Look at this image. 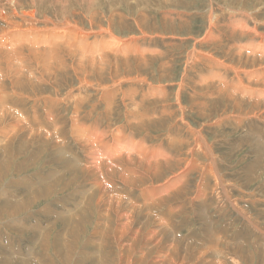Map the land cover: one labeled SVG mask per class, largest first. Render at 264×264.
<instances>
[{"label": "rangeland", "instance_id": "374dc122", "mask_svg": "<svg viewBox=\"0 0 264 264\" xmlns=\"http://www.w3.org/2000/svg\"><path fill=\"white\" fill-rule=\"evenodd\" d=\"M40 1L42 15L56 21L72 17L90 32L87 42L101 37L93 34L98 25L109 24L127 46L117 47L113 59L82 64L78 45L74 66L60 67L48 82L34 80L35 91L6 85L14 116L0 125V264H264V112L259 117L250 100L253 93L264 97V88L247 77L264 69V0ZM5 2L0 0V6L10 9ZM19 2L26 8L30 0ZM229 8L246 12L232 14ZM14 15L20 22L30 18ZM34 20L44 25L45 20ZM51 27L45 36L59 47L51 35L60 31ZM30 36L18 35L24 51L43 48L38 41L43 36ZM27 50L24 74L30 78ZM234 52L249 59L240 63ZM254 54L261 55L255 58L263 60L259 65H251ZM9 60L19 67L12 56ZM116 73L120 77L112 81ZM225 92L244 100L239 109L222 96ZM17 121L24 131L5 147L16 131L12 126L20 127ZM29 131L44 140L24 142ZM145 148L166 164L163 169L146 171L147 163L140 161ZM131 155L142 164L128 165L129 172L122 158ZM117 158L123 163L114 165ZM103 161L115 166L112 173L98 166ZM126 175L136 180L127 182ZM169 178L172 187L156 195L154 200H162L150 212L142 189L154 185L157 190ZM101 184L105 193L95 187ZM104 196L106 202L97 208L95 202ZM132 202L133 208L120 209ZM131 211L127 227L123 217Z\"/></svg>", "mask_w": 264, "mask_h": 264}, {"label": "bare ground", "instance_id": "6f19581e", "mask_svg": "<svg viewBox=\"0 0 264 264\" xmlns=\"http://www.w3.org/2000/svg\"><path fill=\"white\" fill-rule=\"evenodd\" d=\"M8 5H10V9H6L4 8L3 6L1 7L0 6V103L4 102L3 105L0 107V125H2V128L4 127L5 124L9 123L11 121V119H13V116L14 114L11 113L10 109V105L8 104V100H7V88H6V85H10L12 86L11 88H20L21 90H25V88H27L28 86L31 87V91H35V85L36 82H34V80H38V81H41V82H48L50 79H51V75L52 74H55L57 73V70L60 68V67H64V66H72V64L74 63V61L76 60V57H78V55L75 53V46H80L81 49L84 51L83 54H81L82 56L81 57H78L80 59H82V64H86L88 62H93L94 60H101V61H105V60H110V59H113L114 57L112 55H114V53H117V47H121L122 45L124 46H127V44L123 41H121L120 39H118L117 37H115L112 33H111V28L108 26V20L106 21L108 24L107 26H103V25H98V31H96L95 33L93 34H97V35H100L101 37L99 38H96V39H93V41L90 43V42H87L86 39H87V36L86 34H88L89 36L92 35L90 34V32H88L87 30H84L81 28V26H79L76 21L71 17V19H68L66 16H64L63 20H55L51 17H48L46 16V14L42 15L41 14V9H40V6L38 1L40 0H30L29 2V5L28 7L24 8L23 6L24 5H21L19 0H5ZM41 2V1H40ZM93 3H95V1H93ZM90 4V3H89ZM88 4V5H89ZM226 4V3H225ZM223 4V5H225ZM65 5V4H64ZM91 5V4H90ZM89 5V6H90ZM8 7V6H6ZM242 7V6H241ZM225 8V6H224ZM91 9V8H90ZM208 9V8H207ZM213 9V8H212ZM229 10H232L230 12H232V14H236V11L237 12H243L245 11L246 9H243V8H239L238 10H233V9H230ZM212 11V10H211ZM18 12L20 14H22L23 16H29L30 18L29 19H26L25 21H18L16 20L15 18H12L13 16H15L14 14ZM84 12V11H83ZM246 12V11H245ZM71 15V14H70ZM88 15V14H87ZM247 15V14H246ZM39 16V17H38ZM111 16V15H110ZM89 18H92L94 17L93 15L89 16ZM24 18V17H23ZM42 19V20H45L44 21V25L43 26H38L36 21L34 19ZM252 18V17H251ZM209 21L211 22L212 20V13L210 12V15H209ZM240 19V18H239ZM242 20V19H241ZM91 21V20H90ZM135 21V20H134ZM137 21V20H136ZM213 21V20H212ZM111 22V21H110ZM233 22V21H232ZM94 23V22H93ZM113 24V23H112ZM139 24V22H138ZM246 24V22H245ZM50 25V26H49ZM141 25V23H140ZM52 26V27H51ZM51 29L52 30H55V31H60V34L57 35L56 32H53L51 37H54L57 39V41L60 43L59 45L61 46H64L63 48L61 46L57 47V43L56 42H49L51 40H53L52 38H48L45 36V34L47 33L48 29ZM89 27V26H88ZM232 27V26H231ZM237 28H239V25L237 24L236 25ZM247 27V26H246ZM90 28V27H89ZM76 29L79 30V33L76 32ZM247 29V28H246ZM91 31V30H90ZM256 31V30H255ZM93 32V31H92ZM91 32V33H92ZM226 32V30H225ZM22 33V34H25V36H35L37 38H40L41 36H43L42 39L38 40V41H43L41 42L43 48H38V49H35V47H31L32 49H28L26 48L27 50V56L30 57L31 61L29 63V66H31L32 68H28L29 70V73H31L30 75V78L26 75V73L24 74V70L27 68V63L25 62V59H24V55L23 53L26 51H24V47L23 46H19L18 43L21 42L20 39H18V35ZM255 33V32H254ZM56 34V35H55ZM103 34L107 35L108 34V37H103ZM161 34V33H159ZM50 36V34H48ZM147 35V34H145ZM114 36V37H113ZM259 36V35H258ZM23 37V36H22ZM31 37V36H30ZM34 37V38H35ZM249 37V36H248ZM66 38H68L69 40L67 41ZM33 39V38H32ZM211 39V38H210ZM9 40L11 41V43H13V45L11 46L9 44ZM29 40V39H28ZM90 40V39H89ZM96 40L99 41V47L98 49L95 48V46L97 45L96 44ZM263 40V39H261ZM36 41V42H38ZM91 41V40H90ZM205 41V40H203ZM26 42V41H25ZM35 44H40V43H36ZM123 42V44H122ZM255 42V41H254ZM259 42V40H258ZM131 43V42H130ZM205 43V42H204ZM257 43V42H256ZM264 43V42H263ZM129 44V43H128ZM218 44V43H217ZM49 45V46H52L54 48V50H48L46 48V46ZM29 47V46H28ZM48 47V46H47ZM133 47V46H132ZM252 48V46H243L241 47L240 49H243V48ZM37 48V47H36ZM262 47L258 48V50L262 49ZM8 49H9V52H8ZM249 50V49H247ZM106 51V52H105ZM101 52V54H100ZM102 52H105V53H102ZM108 52V53H107ZM205 52V51H204ZM239 52V51H238ZM238 52H234L233 53V56L235 54V56L238 57V60L240 63H244L242 62L245 59H249V57H245L244 55H241L239 54ZM253 52V51H252ZM119 53V52H118ZM198 53V52H197ZM206 53V52H205ZM262 53H264V50L262 51ZM96 54V55H95ZM203 54V53H202ZM52 55H54L52 57ZM125 55V54H124ZM264 55V54H262ZM12 56V60H16L17 63H19V67L17 65L14 66V64L11 63V60H9V58H11ZM76 56V57H75ZM88 56H91L92 58L88 57ZM123 56V54H122ZM192 57L194 56V54L191 55ZM254 58L252 60V63L251 65H256L258 64L257 62H262L263 60L262 59H255L256 57L258 56H261L260 54L259 55H255L254 54ZM137 57V56H136ZM251 57V55H250ZM77 58V59H78ZM19 59V60H18ZM68 59H70L68 62ZM78 59V60H80ZM194 59V58H193ZM197 59V58H196ZM195 59V60H196ZM209 59V58H208ZM27 60V59H26ZM194 60V61H195ZM88 61V62H87ZM116 61V60H114ZM119 61V60H118ZM208 61V60H207ZM221 61V60H220ZM13 62V61H12ZM138 62V61H137ZM223 62V61H222ZM139 63V62H138ZM141 63V62H140ZM214 63V62H213ZM239 63L240 66H242L241 64ZM246 63V61H245ZM77 64V63H76ZM104 64V67H105V63ZM209 64V63H208ZM238 64V63H237ZM78 65V64H77ZM76 65V66H77ZM99 65V64H98ZM107 67H108V70H111L112 68H114L112 65H108L106 64ZM116 65V64H115ZM126 65V64H125ZM129 65V64H128ZM132 65V64H131ZM140 65V64H139ZM259 65V64H258ZM257 65V66H258ZM14 66V67H13ZM74 66V65H73ZM72 66V67H73ZM92 66V65H91ZM137 66V65H136ZM224 66V65H223ZM229 66V65H228ZM240 66L238 68H240ZM84 67V66H83ZM87 67V66H86ZM225 67V66H224ZM227 67V66H226ZM230 67H233L232 65ZM262 67V66H261ZM264 67V66H263ZM82 67L80 66V69ZM233 68H236V67H233ZM232 68V69H233ZM103 68H101L102 70ZM241 69V68H240ZM106 70V69H105ZM245 70V69H244ZM257 72L256 73H248V76L250 79H251V83L254 84V85H257V87H263L264 88V69L261 70L260 69H256ZM213 71V70H212ZM74 73L77 71L74 70L73 71ZM79 72V71H78ZM84 72V71H83ZM102 72V71H101ZM106 72V71H105ZM32 73H35V74H32ZM75 73V75H76ZM86 73V72H85ZM89 73V72H88ZM103 73V72H102ZM108 73V72H107ZM113 73V72H112ZM236 74V73H235ZM238 72H237V81L241 82V78H239L240 76H238ZM262 74L263 75V78L262 79H259L258 76ZM103 75V74H102ZM105 75V73H104ZM247 75V74H246ZM81 75H79L80 77ZM101 76V75H100ZM133 76V75H132ZM135 76V74H134ZM120 76L116 73L114 75H112L111 77H109L112 81H115L119 78ZM125 77V76H124ZM74 78V77H73ZM77 78V77H76ZM142 78V76L140 77ZM248 78V79H249ZM98 79V78H97ZM134 79V78H133ZM135 79H136V76H135ZM80 80V79H79ZM83 80V79H82ZM96 80V79H95ZM101 80V79H100ZM85 81V80H84ZM104 81V80H103ZM145 81V80H144ZM66 82V81H65ZM83 82V81H82ZM102 82V81H101ZM108 82V81H107ZM141 82V81H140ZM236 82V81H234ZM79 83V82H78ZM237 83V82H236ZM235 83V84H236ZM25 86H24V85ZM85 84H87L85 82ZM84 84V85H85ZM89 84V83H88ZM96 84L98 86L101 87V83L100 82H96ZM28 85V86H27ZM73 85V84H72ZM111 85V84H110ZM237 85V84H236ZM240 85V84H239ZM37 86H40V83L37 82ZM90 86V85H88ZM235 86V85H234ZM242 86V85H240ZM244 86V85H243ZM25 87V88H24ZM60 87V86H59ZM62 87V86H61ZM80 88V86H78ZM82 87V86H81ZM108 87V86H106ZM67 88V87H66ZM84 89V87H82ZM220 87H218L219 89ZM221 89V88H220ZM219 89V91H220ZM234 89V88H233ZM232 89V90H233ZM236 89V87H235ZM57 90V89H56ZM70 90H72L70 88ZM115 90V89H114ZM126 90V89H125ZM231 90V91H232ZM245 90V89H244ZM3 91V92H2ZM14 91V90H13ZM58 91V90H57ZM79 91V90H78ZM128 91V90H127ZM230 91V90H229ZM230 91V92H231ZM86 92V91H85ZM107 92V91H106ZM222 92V91H221ZM228 92V91H227ZM9 93V92H7ZM19 93V92H18ZM25 93V92H24ZM37 93V92H36ZM59 93V92H57ZM84 93V92H83ZM180 93V92H179ZM11 93H9L10 95ZM15 94V93H14ZM55 94V93H54ZM74 94V93H73ZM72 94V96H73ZM103 94V92H102ZM255 93H253L252 95L250 96H254V99L251 97L250 100L253 102L252 103V110L256 109L257 112H259L258 110H260L261 112H259L258 116L261 115V113L264 112V109L261 110L262 108H264V97H260L262 94L259 93V95H254ZM257 94V93H256ZM13 95V93H12ZM36 95V94H34ZM39 95H43L42 93L39 94ZM37 95V96H39ZM57 95V94H56ZM75 95V94H74ZM104 95V94H103ZM102 95V96H103ZM240 95H243V94H240ZM112 96V95H111ZM127 96V95H126ZM131 96V95H130ZM143 96V95H142ZM144 96H149V95H144ZM179 96V95H178ZM177 96V98H178ZM222 96L224 98H228V101L232 102L233 103V106H235L234 108H237V107H241L242 105V99H239L238 97H236L235 95L229 93L227 94L226 92L222 94ZM13 97V96H12ZM30 97V96H29ZM51 99H53V101H55V97L53 98L52 96H50ZM124 97V96H123ZM180 97V96H179ZM247 98L249 96H246ZM67 98V97H66ZM147 98V97H146ZM142 99V98H141ZM46 100V99H45ZM62 100V99H60ZM78 100V99H77ZM227 100V99H226ZM258 100V101H257ZM81 101V100H80ZM46 102V101H45ZM51 101H49L48 103H50ZM192 102V101H191ZM194 102V101H193ZM197 102V101H196ZM199 102V101H198ZM203 102V101H202ZM201 104V103H200ZM204 104V103H203ZM47 105V104H45ZM202 105V104H201ZM231 105V104H229ZM35 106V105H34ZM204 107V106H203ZM35 108V107H34ZM209 108V107H208ZM51 109V108H50ZM74 109V108H73ZM239 109V108H237ZM238 111V110H237ZM14 112V111H13ZM34 112H36V109L34 110ZM38 112V111H37ZM239 112V111H238ZM255 112L254 116L256 117V113ZM237 113V112H236ZM235 113V114H236ZM240 113V112H239ZM232 114V113H231ZM241 114V113H240ZM20 115V114H19ZM219 115V114H218ZM228 115V114H226ZM250 115V114H249ZM36 118L39 117V115L36 114V116H34ZM260 117V116H259ZM16 118V117H15ZM24 118V117H23ZM239 118V117H238ZM264 118V117H263ZM26 119V118H24ZM174 119V118H173ZM18 120V119H17ZM17 124H20L19 121H17ZM18 126V125H17ZM44 128V127H43ZM12 129L16 130L14 133H10L11 136H9V139L8 141L5 143V147L6 145L8 146L13 140L16 139V135L19 134L18 132L20 131H24V128H22L21 124H20V127L17 128L16 125L12 126ZM26 129V128H25ZM77 129V128H76ZM28 131V129H26ZM29 130H32L31 128ZM47 130V129H46ZM26 131V132H27ZM169 131V130H168ZM198 131V130H197ZM25 132V133H26ZM2 133V132H1ZM4 134V133H2ZM72 134V133H71ZM81 134V133H80ZM178 134V133H177ZM27 136H29V138L27 140H25L24 142H32V141H37L38 143L41 142L42 140H44L43 136H40V134L36 131H29V133H26ZM75 134H73L72 136H74ZM7 136V135H6ZM20 136V135H18ZM98 136V134H97ZM23 137V136H22ZM79 137V136H78ZM99 137V136H98ZM101 137V136H100ZM200 137V136H199ZM204 137V136H203ZM32 138V139H31ZM99 139V138H98ZM126 139V138H125ZM129 139V138H128ZM127 139V140H128ZM5 140V139H4ZM47 140V139H46ZM52 142H54L53 138L51 139ZM200 140V138H199ZM20 141V140H19ZM98 143H99V140H97ZM101 141V140H100ZM134 141V140H133ZM170 141V140H169ZM204 141V140H203ZM50 142V141H49ZM81 142V141H80ZM127 142V141H126ZM135 142V141H134ZM133 142V143H134ZM86 143V142H85ZM97 143V142H96ZM199 143V142H198ZM21 144L25 145L24 143L21 142ZM49 144V143H48ZM54 144L56 145V143L54 142ZM204 144V143H203ZM18 145L20 146V143H18ZM50 145L51 146H54L51 144L50 142ZM200 145V144H199ZM202 145V144H201ZM19 148V147H18ZM85 148V147H84ZM192 148V147H191ZM201 148V147H200ZM204 148V147H203ZM202 148V149H203ZM146 150V151H145ZM165 150V149H164ZM206 150V149H204ZM211 150V148H210ZM94 151V150H93ZM139 151V150H138ZM145 151V152H144ZM199 151V150H198ZM209 150H206L205 152L206 153H209L207 152ZM87 152V151H86ZM117 152L116 149H114V152L112 154V157L113 158H116L118 156H113L115 155ZM163 152V151H162ZM167 152V151H166ZM189 152V151H188ZM213 153V152H212ZM212 153H210V155H212ZM133 154V153H131ZM118 155V154H117ZM124 155V154H123ZM162 155V154H161ZM202 155V154H201ZM205 155V154H204ZM215 155V154H214ZM88 157V155H86ZM141 156L142 158H140V161L143 163L144 161L147 163H143V167L146 168V171L148 173H152V172H157L159 171L164 165H166L164 162H162L161 160L159 161H155L156 158H155V154L153 153H150V151L148 150V148H145L144 150L141 151ZM159 156V154H158ZM164 156V155H163ZM207 156V155H206ZM111 157V156H109ZM111 157V158H112ZM136 158V156H134ZM167 157V156H166ZM208 157V156H207ZM206 157V158H207ZM133 159L132 155L131 157L129 156V158H122V160H124V163H127V164H124L125 169L126 171H129L131 168H127L128 165H131V164H136V165H140L141 166V162L139 163L138 161L139 160H136V159ZM213 158V157H212ZM95 159V158H94ZM107 159V158H106ZM133 159V160H132ZM155 159V160H154ZM159 159V158H158ZM161 159V157H160ZM163 159V158H162ZM187 159V158H186ZM185 159V161H186ZM208 159V158H207ZM211 159V158H209ZM87 160V159H86ZM102 160V159H101ZM104 160V159H103ZM110 160V159H108ZM100 161V159H99ZM193 158L191 157V162H193ZM197 161V160H196ZM212 161V159H211ZM214 161V160H213ZM75 162V161H74ZM73 162V163H74ZM98 162V161H97ZM123 163L121 161V159H118L113 162L114 165H116V163ZM189 162V161H188ZM198 162V161H197ZM200 163V162H199ZM212 163V162H211ZM217 163V162H215ZM112 163L109 164L105 161L101 162L98 164V166L100 168H104L107 167L109 170V172L112 173V171H114V168L115 166L113 165ZM198 164V163H197ZM205 164V163H204ZM204 164L201 163L200 166H204ZM84 165V164H83ZM185 165V164H184ZM192 165V164H190ZM118 166V165H117ZM169 166V165H168ZM174 166V165H173ZM205 169V167H203ZM208 166V164L206 165ZM138 167V166H137ZM141 167V168H143ZM171 167V166H170ZM84 168V166H83ZM94 168V167H93ZM213 168V167H212ZM211 168V170H212ZM163 169V168H162ZM203 169V170H204ZM207 169V168H206ZM217 169V167L215 168ZM95 171H97V168L95 167L94 169ZM145 170V169H144ZM184 170V169H183ZM145 171V172H146ZM107 172V171H106ZM121 171L118 172V174H122L120 173ZM130 172V171H129ZM205 172V171H204ZM211 173V172H210ZM94 174V173H93ZM175 174V172H174ZM215 174V173H214ZM102 176V175H101ZM178 176V175H177ZM205 176V175H204ZM214 176V175H213ZM171 177V176H170ZM217 177V176H216ZM103 178V177H102ZM173 178V177H172ZM179 178V177H178ZM181 178V176H180ZM221 178V177H220ZM218 178V180L220 179ZM125 179L127 182H131L136 179H134L133 177H128V175L125 176ZM171 178L168 179V181L166 183H168L167 186L162 185V186H159L157 187V190H156V186L154 185H150L151 187H155V188H152V190H150V186L142 189V193H141V197L143 200H145L146 202H149L148 204L150 205V208H148V210L150 211L151 207H155L157 206L159 203V201H161L162 199L160 200H154V198H156V195H159L158 193L160 192L161 194L165 191V187L166 188H170L172 187L169 183H170V180ZM183 179V177H182ZM185 180V179H184ZM183 180V181H184ZM166 181V180H165ZM221 181V180H220ZM179 181H177V183H179ZM124 183V182H123ZM139 184H142L143 182H139ZM215 183H217L215 181ZM219 183V182H218ZM103 184V183H102ZM95 185V187L97 189H99V191L101 192L102 190L104 191L105 193V187L103 185ZM176 184V183H175ZM181 184V182H180ZM177 185V184H176ZM174 185V187L176 186ZM87 187V186H86ZM181 189V188H179ZM167 191V190H166ZM199 191V190H198ZM99 192V194H100ZM226 194V193H225ZM106 195V194H105ZM108 195V193H107ZM149 195V196H148ZM195 195V194H194ZM124 196V195H123ZM102 197V196H101ZM125 197V196H124ZM203 197V196H202ZM226 197V196H225ZM110 200L108 199V201L110 203H112L114 200H115V197L110 196L109 197ZM161 198V197H160ZM106 197L104 196L103 198H99L95 203H96V207L98 208L100 205L104 204L106 202ZM125 200H128V199H125ZM132 201V199H130ZM154 200V201H153ZM121 201V200H120ZM124 201V200H123ZM91 202V201H90ZM115 202V201H114ZM119 202H117V205H118ZM122 203V202H121ZM134 202H132V204L130 203L129 204H122L121 208L120 209H123L127 206H131L132 208L134 207L133 205ZM147 204V205H148ZM231 204V203H230ZM109 203L107 202L106 204V208L108 207ZM116 203H114L111 206H109L108 210L106 211L105 214H107L108 216H110V210H113L114 207H115ZM137 205V204H136ZM232 205V204H231ZM105 206V205H104ZM104 206L102 207V209L104 208ZM140 206V205H139ZM191 206V205H190ZM233 206V205H232ZM117 207H120V206H117ZM162 207V206H161ZM194 207V206H193ZM235 207V206H234ZM178 208V207H177ZM118 209V208H117ZM128 210V209H127ZM131 210H134V209H131ZM139 210V209H138ZM125 212V211H124ZM123 212V213H124ZM135 212V211H134ZM134 212H130V214L127 216V218L125 217L126 215H124L123 217V220L126 219L127 223L125 226H129V222L133 221V213ZM152 212V210L150 211ZM139 213V212H138ZM122 214L119 213L118 216H121ZM153 216V215H152ZM122 218V217H121ZM160 218V217H158ZM165 219V218H164ZM163 223V220L162 218L160 219ZM119 223V222H118ZM117 223V224H118ZM160 225V224H159ZM124 226V227H125ZM123 231V230H122ZM125 231V230H124ZM153 231V230H152ZM125 234V233H124ZM127 234V233H126ZM136 234V233H135ZM152 235V234H151ZM123 238V237H122ZM152 238V236H151ZM217 254V253H216ZM163 255V254H161ZM165 256V255H164ZM167 256V255H166ZM165 258V257H164ZM178 260V259H177ZM234 261V260H233ZM163 262V261H162ZM176 260H174L173 263H175ZM172 263V264H173ZM125 264H129V261H127ZM176 264V263H175Z\"/></svg>", "mask_w": 264, "mask_h": 264}]
</instances>
